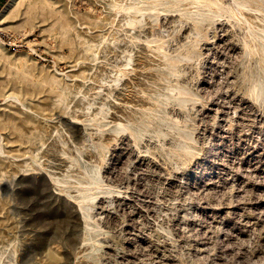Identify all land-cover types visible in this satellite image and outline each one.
<instances>
[{
  "label": "rangeland",
  "instance_id": "obj_1",
  "mask_svg": "<svg viewBox=\"0 0 264 264\" xmlns=\"http://www.w3.org/2000/svg\"><path fill=\"white\" fill-rule=\"evenodd\" d=\"M0 264H264V0L5 14Z\"/></svg>",
  "mask_w": 264,
  "mask_h": 264
},
{
  "label": "bare ground",
  "instance_id": "obj_2",
  "mask_svg": "<svg viewBox=\"0 0 264 264\" xmlns=\"http://www.w3.org/2000/svg\"><path fill=\"white\" fill-rule=\"evenodd\" d=\"M21 0H9L8 3L4 6V8L0 11V22L5 18V14L11 12L20 2ZM71 122V120H70ZM72 205L75 203L70 201ZM69 203V204H70Z\"/></svg>",
  "mask_w": 264,
  "mask_h": 264
},
{
  "label": "crops",
  "instance_id": "obj_3",
  "mask_svg": "<svg viewBox=\"0 0 264 264\" xmlns=\"http://www.w3.org/2000/svg\"><path fill=\"white\" fill-rule=\"evenodd\" d=\"M5 0H0V7L3 5Z\"/></svg>",
  "mask_w": 264,
  "mask_h": 264
},
{
  "label": "trees",
  "instance_id": "obj_4",
  "mask_svg": "<svg viewBox=\"0 0 264 264\" xmlns=\"http://www.w3.org/2000/svg\"><path fill=\"white\" fill-rule=\"evenodd\" d=\"M6 1V0H5Z\"/></svg>",
  "mask_w": 264,
  "mask_h": 264
}]
</instances>
